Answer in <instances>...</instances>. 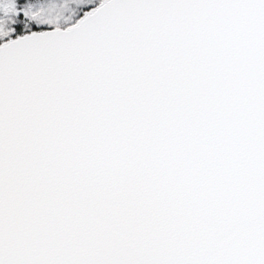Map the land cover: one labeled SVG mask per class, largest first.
<instances>
[{
	"label": "snow or ice",
	"instance_id": "6c2138e0",
	"mask_svg": "<svg viewBox=\"0 0 264 264\" xmlns=\"http://www.w3.org/2000/svg\"><path fill=\"white\" fill-rule=\"evenodd\" d=\"M0 264H264V0H0Z\"/></svg>",
	"mask_w": 264,
	"mask_h": 264
}]
</instances>
